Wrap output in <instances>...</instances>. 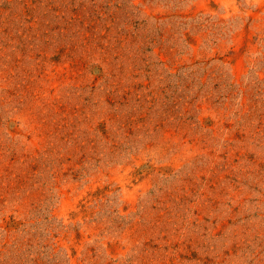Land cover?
Returning <instances> with one entry per match:
<instances>
[{"label":"rangeland","instance_id":"1","mask_svg":"<svg viewBox=\"0 0 264 264\" xmlns=\"http://www.w3.org/2000/svg\"><path fill=\"white\" fill-rule=\"evenodd\" d=\"M0 264H264V0H0Z\"/></svg>","mask_w":264,"mask_h":264}]
</instances>
